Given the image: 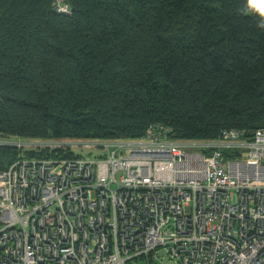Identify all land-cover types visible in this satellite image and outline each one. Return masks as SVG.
<instances>
[{"label":"trees","instance_id":"1","mask_svg":"<svg viewBox=\"0 0 264 264\" xmlns=\"http://www.w3.org/2000/svg\"><path fill=\"white\" fill-rule=\"evenodd\" d=\"M156 122L190 141L264 126L263 0H0V135L136 139ZM18 151L0 147V169Z\"/></svg>","mask_w":264,"mask_h":264},{"label":"built area","instance_id":"2","mask_svg":"<svg viewBox=\"0 0 264 264\" xmlns=\"http://www.w3.org/2000/svg\"><path fill=\"white\" fill-rule=\"evenodd\" d=\"M172 131L82 143L100 149L87 157L0 135L19 150L0 169V264H264V126L204 141Z\"/></svg>","mask_w":264,"mask_h":264},{"label":"rangeland","instance_id":"3","mask_svg":"<svg viewBox=\"0 0 264 264\" xmlns=\"http://www.w3.org/2000/svg\"><path fill=\"white\" fill-rule=\"evenodd\" d=\"M264 1V0H263ZM145 135V134H144ZM62 142H66V143H68L69 142V144H81V145H75V146H71L70 145V148H71V150H73V151H75V153H78V154H81L82 156H88V155H96V154H98L99 153V151H100V149L99 148H97V147H94V146H84V145H92V143H94L95 144V142H93L92 140H75V141H73V140H67V139H64V140H61ZM82 143L84 144V145H82ZM129 264H134V263H132V262H130ZM139 264H152V263H149L148 261H145L144 259H142L141 260V262L139 263ZM155 264H160L158 261H156V263Z\"/></svg>","mask_w":264,"mask_h":264},{"label":"water","instance_id":"4","mask_svg":"<svg viewBox=\"0 0 264 264\" xmlns=\"http://www.w3.org/2000/svg\"><path fill=\"white\" fill-rule=\"evenodd\" d=\"M162 253H165V251H164V250H162V251L160 252V255H162Z\"/></svg>","mask_w":264,"mask_h":264}]
</instances>
